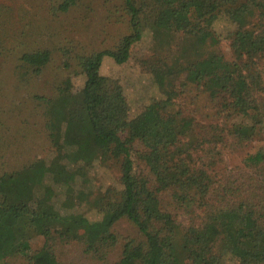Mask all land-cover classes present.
<instances>
[{
	"label": "trees",
	"instance_id": "1",
	"mask_svg": "<svg viewBox=\"0 0 264 264\" xmlns=\"http://www.w3.org/2000/svg\"><path fill=\"white\" fill-rule=\"evenodd\" d=\"M79 0H62L59 10L68 12ZM131 33L114 50L93 53L82 60L83 88L74 93L62 89L48 105V128L56 150L51 163L39 159L0 176V264L23 257L31 264H58L49 241L69 239L77 232L91 237L98 227H111L123 218L139 230L142 241L124 246L123 258L114 264H264V200L213 207L207 201L212 180L197 166L190 141L194 121L172 112L176 93L172 79L203 87L213 101L223 99L239 120L233 135L241 141L264 137V103L256 97L258 77L248 71L256 60H264V24L259 31L248 28L256 10L264 21L262 0H122ZM237 25L231 34L234 61L208 52L180 64H165L155 71L156 84L165 94L143 113L130 119L122 86L111 84L100 74L104 58L118 65L128 62L131 48L143 38L146 28L159 44L182 36L194 50L214 48L218 36L214 24L221 14ZM23 66L38 73L51 60L49 51L24 53ZM45 102L44 98H39ZM141 143L143 150L136 149ZM154 176L137 174L136 160ZM116 166L120 186L110 187L93 200L79 195L101 218L91 220L82 213L62 212L53 202L54 184L64 186L70 196L64 207L74 205L73 188L86 168L94 163ZM250 165H264V150L246 157ZM170 192L175 203L186 209H205L201 224L183 227L163 206L161 195ZM242 219L248 232L233 231ZM235 232V233H234ZM45 237L43 247L32 250L31 241Z\"/></svg>",
	"mask_w": 264,
	"mask_h": 264
},
{
	"label": "rangeland",
	"instance_id": "2",
	"mask_svg": "<svg viewBox=\"0 0 264 264\" xmlns=\"http://www.w3.org/2000/svg\"><path fill=\"white\" fill-rule=\"evenodd\" d=\"M264 2V0H262ZM62 0H0V176L12 173L41 159L51 163L56 156L48 128V105L59 92L69 87L80 91L85 83L82 73L83 58L100 51L114 50L122 38L131 33L129 17L122 0H79L68 12L59 10ZM248 28L262 27V15L256 10ZM237 25L227 15L221 14L214 24L218 44L214 48L194 50L182 37H172L159 44L154 34L146 28L143 38L131 48L127 63L118 65L110 57L103 60L100 74L109 83L122 86L129 107L130 119L139 117L146 106L164 99L165 94L156 84L155 71L166 63L175 65L180 54L185 58H200L208 52L234 61L231 34ZM47 50L50 62L38 73L23 66L24 53ZM165 62V63H164ZM248 74L258 77L256 95L264 103V60H256ZM176 95L170 110L181 112L194 121L190 138L195 149L197 166L202 167L212 180L207 201L213 207L238 204L251 200L259 204L264 200V165H250L246 157L264 150V137L241 141L231 133L239 120L222 98L213 101L203 87L186 81L185 75L172 79ZM39 98H44L40 100ZM264 110V109H263ZM136 149L143 150L141 143ZM136 160V159H135ZM137 174L148 177L152 187L154 176L136 160ZM74 186V205L64 207L69 191L54 184L56 207L62 212L82 213L91 220L100 214L83 201L79 195L93 200L110 187L120 186V170L114 166L94 163L84 171ZM163 206L183 227L201 224L205 209H186L177 205L170 192L161 195ZM240 218L234 222L233 231L248 232ZM235 233V232H234ZM138 228L123 218L111 227H98L86 237L77 232L69 239L49 241L58 264H114L123 258L124 246L130 241H142ZM45 237L36 236L31 241L32 250H40ZM6 264H31L23 257L10 258ZM226 264H232L227 259Z\"/></svg>",
	"mask_w": 264,
	"mask_h": 264
}]
</instances>
